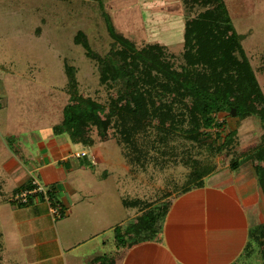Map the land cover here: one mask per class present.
<instances>
[{"label": "rangeland", "instance_id": "rangeland-1", "mask_svg": "<svg viewBox=\"0 0 264 264\" xmlns=\"http://www.w3.org/2000/svg\"><path fill=\"white\" fill-rule=\"evenodd\" d=\"M223 2L236 32L243 37V49L264 94V0ZM201 11L196 6L186 9L181 0H0V167L6 153L19 154L16 151L22 144L29 152H35L39 148L35 135L43 142L51 138L50 129L54 136L63 134L66 142L74 143L64 132L65 127L64 130L61 127L70 98L66 68L73 69L78 98L96 103L105 112L115 104L118 87L100 83L98 63L87 57L80 43L73 41L78 32L83 33L91 50L102 57L119 38L133 42L138 49L159 44L165 47L176 68L182 63L185 21ZM103 115H100L102 119ZM223 120L225 127L212 129L211 139L215 133L221 132L224 137L236 128L234 116L216 117L217 124ZM55 126L58 127L53 131ZM104 126L105 137H101L96 126L84 125L80 142L75 143L78 145L74 147V155L88 154L84 159L70 160L82 168L81 173L76 170L81 175L78 183H84L82 191L94 188L107 194L113 189L114 197L120 201H139L135 212H140L143 205L157 206L182 193L190 172L182 163V157L190 153L188 144L173 142L172 150L165 151L164 156L151 149L141 167L131 163L133 153L123 143L113 122L109 120ZM42 128L40 135L37 130ZM47 131L50 137H43ZM263 133L264 122L251 117L239 124L232 148L212 155L196 144L192 156L202 162L210 161L216 169H224L231 160L246 156L259 146ZM147 135L143 141L139 139V147L147 140L155 147L156 130L149 127ZM209 142L210 139L204 143ZM217 142L222 144L223 139ZM242 166H246L244 170L250 169L248 163ZM250 172L254 173L251 169ZM218 174L215 178L230 176L233 185H237L227 189L230 194L241 200L250 196L251 201L255 199L252 202L257 209L263 210L264 201L256 178H244L242 169H228ZM71 182L77 184L76 180ZM50 191L52 197H57L54 189ZM99 201L96 205H101L99 210L103 211L106 202L104 198ZM0 207L3 212L5 207ZM133 212L129 210L130 215ZM146 238L155 240L153 232ZM5 254L11 264L9 251ZM238 264H262V258L255 249Z\"/></svg>", "mask_w": 264, "mask_h": 264}, {"label": "trees", "instance_id": "trees-1", "mask_svg": "<svg viewBox=\"0 0 264 264\" xmlns=\"http://www.w3.org/2000/svg\"><path fill=\"white\" fill-rule=\"evenodd\" d=\"M181 1L188 10L196 6L202 11L185 21L182 63L176 68L165 47L159 44L138 49L133 42L119 38L102 57L91 50L82 32L77 33L74 43H80L87 57L98 63L100 83L118 87L117 97L107 112L94 102L78 98L73 69L66 68L70 98L61 127H65L64 132L74 143H79L84 125L96 126L101 137H105L104 123L111 120L133 153L131 163L141 167L151 149L164 156L165 151L172 150L173 142L188 144L191 154L182 157V163L190 172L183 193L202 186V180L217 170L210 161L202 162L192 156L195 145L201 144L212 155L232 148L241 121L257 117L264 122V94L243 49V37L236 32L223 0ZM232 110L237 118L236 128L224 137L221 132L215 133L211 139L212 129L225 127L224 120L216 123V117L231 116ZM149 127L156 130L155 147L150 146L149 140L139 147V139L149 137ZM221 138L223 143L218 144ZM208 139L210 142L205 144ZM260 139L259 146L248 155L231 160L228 167L235 171L250 164L264 201V133ZM123 202L129 208L139 206L137 200ZM170 205L171 200L157 206L143 205L135 223L118 231V247L153 241L146 238L149 232L157 240ZM262 215V222L250 230L240 259L249 258L256 249L264 264V208Z\"/></svg>", "mask_w": 264, "mask_h": 264}, {"label": "crops", "instance_id": "crops-1", "mask_svg": "<svg viewBox=\"0 0 264 264\" xmlns=\"http://www.w3.org/2000/svg\"><path fill=\"white\" fill-rule=\"evenodd\" d=\"M42 130H37L40 135ZM50 131L51 138L43 140L44 144L35 135L39 143L35 152L22 144L16 151L19 154L9 151L1 161L0 206L5 208L0 211V264H8L5 251L10 253L11 264H238L250 230L262 222V208L253 204L255 199L241 200L230 194L227 189L237 187L230 176L215 178L227 166L204 178L202 186L171 200L157 240L118 247V231L135 223L141 212L124 206L113 189L107 194L94 188L82 191L84 183H78L81 175L76 173L82 168L70 162L78 144ZM47 133L42 136L50 137ZM241 167L244 178H255L250 164V169ZM32 178L55 190L66 215L53 219L41 197L22 206L10 203L12 195L27 188ZM101 198L107 205L103 211L96 205ZM129 210L134 212L130 215Z\"/></svg>", "mask_w": 264, "mask_h": 264}, {"label": "built area", "instance_id": "built-area-1", "mask_svg": "<svg viewBox=\"0 0 264 264\" xmlns=\"http://www.w3.org/2000/svg\"><path fill=\"white\" fill-rule=\"evenodd\" d=\"M87 156L88 154L86 152L74 155L77 159H84ZM50 190L51 188L44 185L38 179L32 178L29 183V188L22 189L12 195L10 202L16 206H22L28 204L31 198L41 197L48 204L53 219L57 220L63 216L64 212L58 200L51 196Z\"/></svg>", "mask_w": 264, "mask_h": 264}, {"label": "water", "instance_id": "water-1", "mask_svg": "<svg viewBox=\"0 0 264 264\" xmlns=\"http://www.w3.org/2000/svg\"><path fill=\"white\" fill-rule=\"evenodd\" d=\"M231 115H232V116H235V112H234V110L231 111Z\"/></svg>", "mask_w": 264, "mask_h": 264}]
</instances>
